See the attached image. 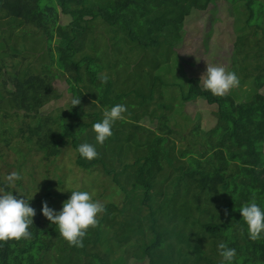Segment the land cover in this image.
Here are the masks:
<instances>
[{
	"label": "trees",
	"instance_id": "16d2710c",
	"mask_svg": "<svg viewBox=\"0 0 264 264\" xmlns=\"http://www.w3.org/2000/svg\"><path fill=\"white\" fill-rule=\"evenodd\" d=\"M215 1L0 0V141L17 151L16 172L21 175L22 160L33 151L53 161L62 147L70 145L76 166L88 171L100 165L123 194L120 206L103 203L104 211L87 229L82 247L70 245L54 224L35 214L30 238L0 241V264H220L219 242L235 248L233 264H264V237L250 240L243 220L239 227L230 226L244 203L255 200L264 206V108L252 104L264 99V90L255 86L256 78L264 80V8L258 26L251 24L256 5L264 6V0H224L234 29L228 70L239 78L232 89L244 98L214 96L200 87L197 78H187L186 87L163 83L158 72L173 69L166 64L167 56L156 62L144 55L160 43L157 36L167 42L179 32L189 7L205 11ZM242 3L244 9L239 10ZM60 17L69 23L60 24ZM103 25L115 29V39L126 47L129 58L125 66L106 65L107 74H102V56L90 35L91 29ZM28 32L42 39L37 50L48 62L39 69L28 65L7 73L8 51L13 46L15 56L19 48L15 40H23ZM105 48L104 53H110L108 44ZM135 52L137 61L130 60ZM56 71L68 74L67 88L61 87L60 93L79 97L80 103L41 114L51 100L50 82L58 80ZM109 71L116 75L118 91ZM164 87L175 89V96L166 97ZM85 96L91 103L88 112L83 110ZM199 100L211 109L207 114L212 117L202 129L198 125L207 118L204 113L199 116L193 104ZM117 103L127 111L113 125L112 136L96 145V158L80 157L79 144L95 143L92 124ZM96 105L99 109L92 111ZM15 111H22L20 118ZM12 114L20 119L16 129L9 125ZM82 117L89 122L79 120ZM188 125L187 135L177 129ZM174 136L180 146L171 139ZM237 151L238 162H229L226 153ZM4 155L0 150V159ZM20 182L16 186L21 189ZM0 188L31 199L30 205L42 203L29 191L18 193L8 187L1 178ZM39 189L44 191L42 198L61 197L52 194L49 184Z\"/></svg>",
	"mask_w": 264,
	"mask_h": 264
},
{
	"label": "rangeland",
	"instance_id": "374dc122",
	"mask_svg": "<svg viewBox=\"0 0 264 264\" xmlns=\"http://www.w3.org/2000/svg\"><path fill=\"white\" fill-rule=\"evenodd\" d=\"M227 1L229 3H235L238 0ZM243 6L244 3L241 4V9L239 10L244 9ZM256 7L253 15V22L251 23L253 26H258L262 13L261 10L264 8L262 3H259V6L256 5ZM230 12L231 9L224 0H216L215 2L209 3L208 8L205 11L195 7H189L188 16L184 18L183 25L179 32L170 37L167 42L164 41V37L157 36L158 39H160V43L151 50H146L144 55H146L147 58L151 57L150 59H153L154 61L156 60V62H159L163 55L167 56L168 61L166 64L172 65L173 69H171V73L158 72V75L161 77L163 83H174L179 86L186 87L187 78H197L199 80L200 87L203 88V77L201 76L205 73L207 64L223 65L226 70H228L230 55L229 48L231 47V40L229 37L231 36L232 32H234L233 26H231L230 23L233 19V16L230 15ZM59 23L62 25H67L69 20L66 17H60ZM103 26L107 29V31H109L108 34L107 32L105 33L106 29L104 30V27H100L94 29V31L91 29L90 35L91 43L95 44L98 53L102 56L99 62L100 65L103 64L101 65L104 68L102 74H107L108 70L106 69L109 68H106V65L115 66L122 64L125 66L129 61L127 60L129 58H125L126 47L124 49L122 44L118 43L115 39L117 37L115 29L109 28L106 25ZM28 35V37L25 36L23 40L19 38L15 40V43L19 46V48L16 49L17 53L14 54L15 56L11 55L13 46L8 51V57L4 62L7 73L13 72V67L20 71L25 70L28 65H30V67H34L35 69H39L42 64L48 62L46 59H44L45 55L42 54L41 51L37 50L38 44L39 47H41L43 44L42 39L37 40L36 37L38 36L36 34L33 35L30 32H28ZM117 43L119 45H117ZM56 44L57 42H53L52 46L55 47ZM106 44H108V46L111 48L110 53L108 54L104 53L103 50L106 49ZM118 46H120L119 50L117 49ZM93 49H95V47H93ZM84 51H86L88 54L92 53L88 49H85ZM132 57H130V60L137 61L135 59H138V52H135V55L133 54ZM147 60L148 59H143V61ZM56 76L58 80L50 82V85L51 83L53 85V87H50L51 100L43 107V113L41 114L49 113V111H54L60 107H64V109H66L72 105L71 101L73 98H71L67 93H64L63 95L60 93L61 87L65 89L67 88L64 80L68 78V74L63 73V75H61L58 73V71H56ZM109 77L111 78L112 82L116 84L115 90L118 91L119 82L116 78V75L112 71H109ZM255 82V86L258 90H264V80L256 78ZM174 90L175 89L171 87H164V91H167L166 97L168 96L169 98L173 95L175 96L176 91L174 92ZM229 93L230 94L227 92L225 94L226 100H228L227 98L232 100L236 98L237 100L238 98L245 97V94L239 95L234 89H230ZM85 97L87 100L89 99L87 96ZM193 104H197L199 116L203 115L204 113V117L207 118L204 123H199L198 126L201 129L204 126H208L212 118L209 114H207L210 108L208 106L206 107L204 102L201 100ZM252 104L254 106H260L264 108V99L259 98ZM190 105L192 104H186V106ZM90 106L91 103L90 100H88V102L84 105L83 110L88 112L91 109ZM98 109L99 106L96 105L92 111H97ZM187 110L189 112V108ZM194 111L195 110L193 108H190V112ZM16 113L20 118L22 111H18ZM12 115L14 121L11 122L13 120L12 119L9 125L16 129L17 126H19L20 119L17 117L15 118L14 114ZM175 116L177 120H180V115ZM79 120H83V122L88 123L90 119L82 117L79 118ZM148 122L149 121L146 118L144 123ZM180 123L183 124L184 121L180 120ZM144 126H146V124H144ZM189 127L190 125L186 126L185 128L183 126L177 129H180V133L187 135ZM4 128H7V126ZM89 130L91 131V129H88L87 131ZM171 139H174L178 146L182 144L177 136H174ZM0 150L5 154L0 159V178L4 181L3 178L7 174L12 171L16 172L15 166L19 155L17 154V151L12 150L9 145L1 141ZM240 157L241 153L239 151L226 153V158L231 163H236ZM75 158V150L72 149L70 145L62 147L59 155L53 161L45 160L42 153L33 151L30 155L26 156L25 159L22 160L23 165L20 167L22 177L20 180L21 189L18 188L16 184L11 188L15 189L18 193L29 191V195L32 198L36 197V199H42L41 202H47L49 207L57 211L60 210L62 202L65 200V198H69L71 194L70 190L76 188L77 186H79L80 190L89 191L92 194V198L94 200H98L102 203L112 201L116 205L120 206L123 199V194L110 181V178L104 174L101 166L97 165L90 170L85 171L75 165ZM43 183L49 184L51 186L52 194L56 193L61 197L42 198L44 191L40 190L39 188L43 186ZM60 188L64 189L65 191H59L58 189ZM99 195L102 196L100 197ZM105 196H108L109 198H106ZM41 205L42 203L33 202L30 206L34 208L35 214H41ZM41 217H43V215ZM240 218L241 216H238L235 221H231L230 226L235 225L239 227L240 221L242 222V219ZM230 235V231L227 230L226 237L228 239ZM240 255L241 257L243 256L242 254Z\"/></svg>",
	"mask_w": 264,
	"mask_h": 264
},
{
	"label": "clouds",
	"instance_id": "9594fccd",
	"mask_svg": "<svg viewBox=\"0 0 264 264\" xmlns=\"http://www.w3.org/2000/svg\"><path fill=\"white\" fill-rule=\"evenodd\" d=\"M203 77V88L214 96H223L230 89L239 85V78L235 72L226 70L223 65L207 64ZM101 79H105L101 77ZM73 106L80 103V99L73 98ZM127 111L124 104H114L103 110L102 119L92 124L95 143H81L77 152L82 158L92 160L98 156L96 145H102L112 136V128L116 121L122 118ZM8 187H13L22 177L15 171L4 178ZM63 192L64 189L60 188ZM68 199L62 202L60 210L42 202L41 214L55 225L60 236L70 245L83 246V238L89 227L97 224V216L104 211V204L92 198L89 191L80 190L79 186L70 190ZM31 199L24 196L17 198L12 191L0 188V241L28 239L31 237L29 228L33 226L35 210L29 204ZM240 216L246 225L248 238L256 241L264 237V206L255 200L244 203L239 207ZM217 251L221 257L220 264H233L236 256L235 248L229 247L225 242L217 244Z\"/></svg>",
	"mask_w": 264,
	"mask_h": 264
},
{
	"label": "bare ground",
	"instance_id": "6f19581e",
	"mask_svg": "<svg viewBox=\"0 0 264 264\" xmlns=\"http://www.w3.org/2000/svg\"><path fill=\"white\" fill-rule=\"evenodd\" d=\"M238 162V161H237Z\"/></svg>",
	"mask_w": 264,
	"mask_h": 264
}]
</instances>
